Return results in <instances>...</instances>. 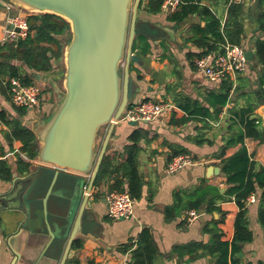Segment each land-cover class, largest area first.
<instances>
[{"label": "crops", "instance_id": "obj_1", "mask_svg": "<svg viewBox=\"0 0 264 264\" xmlns=\"http://www.w3.org/2000/svg\"><path fill=\"white\" fill-rule=\"evenodd\" d=\"M146 1L143 0L137 17L155 28H161L165 36L156 34L155 39H148L149 48L146 54L142 53L139 45L132 48L134 60L130 62L128 69L133 87L130 103L153 99L167 100L175 106L177 101L189 100L198 101L211 111L208 95L218 92L225 80L211 82L195 66V60L203 56L199 55L208 45H201V41L195 37L193 27H205L206 20L196 12L188 14L183 21L174 23L167 19L169 13L164 11L162 5L157 12L147 11ZM192 1L208 7L217 17L226 18V0ZM240 4V44L245 51L253 52L251 60H255H247L244 71L230 79L232 88L229 100L218 120L212 123L211 128L205 129H201L202 124L194 119L175 125L171 122L170 110L155 121L117 122L105 154L117 153L120 155L118 160L122 158L125 145L131 143L128 139L130 134L137 129L141 131L136 158L142 187L137 197L131 196L134 216L114 220L107 215L105 195L107 191L117 189L114 187L117 184L114 175L105 177L97 186L93 185L88 195V208L84 210L81 232L76 235V242H72L69 257L64 264H128L132 251L137 246L139 234L144 229L150 233L156 249L151 264H210L209 259L213 260L212 264H216L217 253L206 254V247L210 246L212 235L217 232H221L223 242L231 241L233 223L238 212L237 205L233 201L220 199L215 203L218 210L207 211V203L204 202L196 209L199 216L192 221L187 220L186 212L189 209L180 210L172 218H166L165 208L173 204L175 193L191 191L202 181L217 186L221 192L228 187L221 170L218 174L207 176V168H220L216 164L219 159L214 158L213 154L224 145L223 137L228 135L225 129L226 120L232 108L251 107L253 115L259 118V126L264 128V116L259 112L264 106V70L255 51L257 40L264 39L258 15L260 9H264V0L259 3L257 0H243ZM10 12H17L16 7L10 11L5 8L0 10V45L6 43L2 39L5 19ZM55 62L58 61H53L52 68L48 71H36L28 68L22 61H11L32 75V81L42 87L38 108L13 105L11 86L7 78L0 84V162L11 173L8 180L0 176V194L9 190L15 178L35 174L34 181L29 185L31 195L27 196L28 191L24 194V211L18 210L17 204H10L11 210L0 211V264H12L15 259L14 264H59L66 241L60 247L53 246L46 231L35 232L29 225L22 228L20 238L13 236L17 233L18 223L25 224L29 216L43 227L46 220L45 226L54 234L60 230L59 224L65 221V228L69 232L86 193L89 175L64 170L59 171L55 178L53 166L41 164L36 158L26 157L21 151L22 142L11 138L10 134L11 120H16L34 133L35 122L45 119L53 111L60 97L58 95L61 94L58 84L60 72ZM52 96L54 100H51ZM201 135L211 143L197 142ZM96 143H99L98 134ZM37 144L39 147L38 139ZM244 145L247 152L253 154L256 163L264 166V144L253 138H245ZM239 147L240 145H236L226 149L225 156L232 155ZM180 148H185V154L195 157L198 163L169 174L165 171L166 163L172 153ZM118 181L120 190H117L128 192L125 178L118 177ZM260 192L258 189L253 194L254 200L247 201L246 220L251 240L241 243L237 253L231 255L229 251L228 257L236 261V264H264V227L258 221ZM74 208L75 213L69 216Z\"/></svg>", "mask_w": 264, "mask_h": 264}, {"label": "trees", "instance_id": "obj_2", "mask_svg": "<svg viewBox=\"0 0 264 264\" xmlns=\"http://www.w3.org/2000/svg\"><path fill=\"white\" fill-rule=\"evenodd\" d=\"M164 0H147L145 8L149 12H157ZM176 10L169 13L167 19L171 22H181L191 13H198L206 20L205 27L196 25L193 27L195 37L201 41V45L208 47L201 52L204 55L210 51H222V45L227 41L232 44H240L242 25L239 21L241 4L227 2L226 18L217 17L208 7L200 6L197 1L182 0ZM258 3L263 0H257ZM143 0L140 1L138 9ZM260 29L264 32V9L259 11ZM29 25V33L26 38L13 42H6L0 45V84L7 78H21L25 84H31L32 75L27 74L21 67L11 63L12 60L22 61L30 69L36 71H48L52 68L53 61L61 60L64 47L71 37L70 24L62 17L51 13H29L26 15ZM138 21H142L137 17ZM144 21V20H143ZM147 22V21H146ZM149 23V22H148ZM151 28L148 31H140L136 34L132 48L141 47L142 53L148 52L149 43L147 40L155 39V35L162 33L161 28ZM151 29V30H150ZM158 32V33H156ZM162 36H165L162 35ZM64 37V39H63ZM256 57L264 70V39H258L255 44ZM232 82H222L218 92L208 95V103L212 107L202 105L198 101L189 100L177 101L172 109L171 122L175 125L184 124L189 120H196L202 124L201 129L211 128L212 123L218 120L219 114L229 100ZM131 104V103H129ZM251 107L240 109L232 108L227 116L225 129L228 132L224 136V145L220 147L213 156L219 161L222 174L225 176L228 187L221 192L217 186L201 182L198 186L188 192L175 193L174 202L165 208L166 218L180 210L198 209L206 202V210L212 211L219 208L215 205L217 200L226 199L233 201L238 212L233 223V236L229 243L221 240V232L212 235L210 246L206 247L205 253L211 255L217 253L216 264H236L230 260L229 251L233 255L240 250V244L251 240V232L247 226L246 212L247 201L251 194L261 190L259 195L258 221L264 227V166L258 165L249 154L244 145L245 138H253L264 144V128L259 126V118L254 116ZM11 138H17L22 142L21 151L29 159H35L38 144L35 134L28 128L21 126L16 120H11ZM141 131H133L128 139L130 144L125 145L121 160L117 153L105 154L101 161L97 175L93 182L97 186L102 180L114 175L117 182L114 187L120 190L118 177L125 178L126 187L132 197H137L141 192L142 179L137 169V142L140 139ZM197 142L211 143L204 139L203 135ZM240 145L239 149L232 155L225 156L226 149ZM187 150L180 148L174 151L170 159L178 154H185ZM195 159V157H193ZM20 162H23L20 160ZM27 166V165H26ZM25 166V169H26ZM0 176L8 180L11 176L9 169L3 162H0ZM113 186V185H112ZM76 239L74 240V243ZM192 245V244H191ZM188 247V246H185ZM155 246L150 233L144 229L139 234L137 246L132 251L131 261L128 264H151L155 256Z\"/></svg>", "mask_w": 264, "mask_h": 264}, {"label": "water", "instance_id": "obj_3", "mask_svg": "<svg viewBox=\"0 0 264 264\" xmlns=\"http://www.w3.org/2000/svg\"><path fill=\"white\" fill-rule=\"evenodd\" d=\"M7 1L34 13L55 14L70 24L71 37L63 52L64 93L50 115L34 127L39 141L36 160L53 166L55 178L59 171L64 170L89 175L86 193L69 232L65 228V221L59 224L60 230L54 234L45 226L46 220L43 227L29 216L25 224L18 223L17 233L13 236L20 238L22 228L29 225L35 232L46 231L53 246L60 247L66 241L59 263L64 264L72 242L81 232L84 210L88 208V195L108 149L114 125L121 120L132 98V81L128 69L134 60V38L138 29L148 31L151 27L148 22L137 20L141 0ZM159 34L164 35L163 32ZM252 54L251 50L245 51L247 60L251 59ZM259 112L264 116V106ZM104 124H108L107 133L97 150L96 135ZM219 171L218 166H209L207 176L218 174ZM34 178L35 174L15 178L9 190L0 194V211L11 210L10 204H17L16 208L24 211V194L28 191L27 196L31 195L29 185ZM74 213L75 208L68 215ZM15 257L18 256L15 254ZM209 263L212 264L213 260L209 259Z\"/></svg>", "mask_w": 264, "mask_h": 264}, {"label": "built area", "instance_id": "obj_4", "mask_svg": "<svg viewBox=\"0 0 264 264\" xmlns=\"http://www.w3.org/2000/svg\"><path fill=\"white\" fill-rule=\"evenodd\" d=\"M2 6L10 11L14 5L0 0ZM243 0H230L233 3H240ZM181 0H164L162 8L165 12L171 13L177 9ZM17 9V8H16ZM29 33V25L26 16L19 10L10 12L5 19L3 41L16 43L26 38ZM247 58L245 48L242 44L225 42L222 51H210L195 60L196 68L203 76L211 82L232 80L236 75L242 73L246 67ZM11 86V102L18 107H39L42 87L38 83L25 84L18 77L8 79ZM174 105L167 100L142 99L128 105L121 120L150 122L161 118L165 113L172 110ZM198 163L190 154H180L172 157L165 166L169 174L176 173L183 168ZM107 202V215L114 220L129 219L134 216V205L131 195L126 191L111 189L105 195ZM248 200L253 201L251 194ZM187 220L192 221L199 216L196 209H189L186 212Z\"/></svg>", "mask_w": 264, "mask_h": 264}, {"label": "rangeland", "instance_id": "obj_5", "mask_svg": "<svg viewBox=\"0 0 264 264\" xmlns=\"http://www.w3.org/2000/svg\"><path fill=\"white\" fill-rule=\"evenodd\" d=\"M4 1H6V2H8L7 0H4ZM9 3V2H8ZM11 3V2H10ZM12 4V3H11ZM15 6V5H14ZM16 8H17V10H19L23 15H28L29 13H34L33 11H31V10H28V9H26V8H24V7H22V6H15ZM2 8H4V7H0V10L2 11ZM63 39H64V37H63ZM65 55H64V53H63V56H62V59L60 60V61H58V62H55V66H56V68L57 69H59V72H60V75H59V80H58V84H59V88H60V93L61 94H59L58 96H62V94L64 93V86H63V79H64V74H65ZM253 60H255V59H253ZM253 60H249V61H253ZM249 61H248V63H249ZM121 70H123L122 68H121ZM131 89H132V91H133V87L131 86ZM43 92H44V90H43ZM60 97H59V99H60ZM51 100H54V98H53V96L51 97ZM41 102V101H40ZM56 104V103H55ZM54 106H56V105H54ZM40 117H41V113H40ZM39 117V118H40ZM42 119V118H41ZM41 119H39V120H41ZM37 123L35 122V125H36ZM107 129H108V124H104V125H102L100 128H99V130H98V132H97V134H98V137H99V143H98V146L96 147V149L97 150H99V148H100V145H101V142H102V139L104 138V136H105V134H106V132H107ZM79 192L80 191H78L77 192V194H79ZM78 198H79V195H78Z\"/></svg>", "mask_w": 264, "mask_h": 264}]
</instances>
